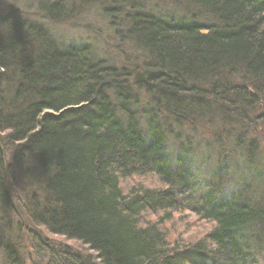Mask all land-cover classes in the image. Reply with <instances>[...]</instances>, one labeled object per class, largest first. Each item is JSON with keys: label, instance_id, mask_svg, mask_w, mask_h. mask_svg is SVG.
I'll list each match as a JSON object with an SVG mask.
<instances>
[{"label": "trees", "instance_id": "1", "mask_svg": "<svg viewBox=\"0 0 264 264\" xmlns=\"http://www.w3.org/2000/svg\"><path fill=\"white\" fill-rule=\"evenodd\" d=\"M74 2L114 15L115 40L133 44L135 56L99 65L90 48L60 47L46 23L20 8L59 23L74 21ZM179 2L185 13L171 22L129 0L0 4V131L24 155L28 176L41 178L29 220L91 251L52 247L47 264H264V0ZM136 87L159 100L151 119L162 111L147 137L131 110ZM167 118L176 126L170 145ZM192 146L205 152L201 164L215 160L207 178L189 169ZM232 155L246 156L242 176L260 166L248 183L226 189L221 178H234L237 167L229 173L218 160ZM3 164L0 157L5 208ZM184 210L213 227L194 239L166 225ZM2 232V264H19Z\"/></svg>", "mask_w": 264, "mask_h": 264}, {"label": "rangeland", "instance_id": "2", "mask_svg": "<svg viewBox=\"0 0 264 264\" xmlns=\"http://www.w3.org/2000/svg\"><path fill=\"white\" fill-rule=\"evenodd\" d=\"M5 1L9 2L10 0H0V4H3ZM21 2L25 0H20ZM118 1H124V0H118ZM131 5L134 4V0H129ZM144 5H150L151 9L146 8V10H152L149 12H152L154 14H157L156 12H161L159 6L162 7V5H166V3H169L168 1L163 4L162 0H141ZM180 0H175L173 3L175 7H171L170 9H177V11H180L178 15H181L182 13H185V4L180 3ZM76 4V3H75ZM75 4H71L72 7H74L76 10H80L76 17L73 20L68 21H61L59 23H53V22H45L41 16L34 17L36 14L33 11H27L25 12L24 4L20 6V8L23 10L24 15L32 18V19H38L40 22L46 23L47 28L52 30L51 34L58 39V42H60L66 46H78L81 45V47L90 48V50L97 54H107L110 55L108 58H117L119 59L118 63L120 64V61L124 59H131L129 55H133L134 52H136L135 48L133 47V44H129L127 41L119 42L118 40H115L114 38V28L112 27V23L110 25L111 18L114 19V15L111 16H105L100 11V3H97L95 6L92 5L90 7L87 6L88 11H85L82 9V6L78 4V6H75ZM185 5V6H184ZM1 6V5H0ZM129 7V4L126 5V8ZM85 9V7H83ZM121 9V7H120ZM193 10V8H190ZM2 10V9H1ZM123 12V10H121ZM170 11V10H168ZM166 11V14L169 13ZM196 11V9H195ZM121 12V13H122ZM30 13H34L35 15H31ZM102 13V14H101ZM119 11V14L121 16H124ZM164 15V13L162 14ZM160 15V16H162ZM177 15V16H178ZM121 16L119 18H121ZM159 16V17H160ZM175 16V18H177ZM73 19V18H72ZM122 20V19H121ZM120 20V22H121ZM121 24V23H120ZM45 26V27H46ZM116 29V28H115ZM139 49H137L138 57L142 55L141 52H138ZM139 61V60H138ZM142 70V69H141ZM142 109H145L142 107ZM141 110V109H140ZM256 125V124H255ZM254 125V126H255ZM187 130L183 129V131L180 133L181 143L184 142L183 139H185L186 136L189 135ZM259 131V130H258ZM187 132V133H186ZM253 128H252V131ZM199 139H203L202 131L198 130V133L195 134V136ZM253 136L255 134H252ZM172 150L173 151V145ZM185 142L183 147H185ZM189 151L192 152L188 158L191 159L196 165L195 167L201 168L202 171L201 174H204L206 178L213 174L215 170V160L213 159L212 166L209 164H201L199 165L205 157V152H203L202 149L195 150L194 146L188 148ZM18 151L14 149L13 144H9L8 138L4 131H0V157L2 162L4 163L3 168V180L5 182V188L7 196L9 197L11 201L10 203L6 204V207L3 208V205L0 203V231L3 230L4 232L7 231V241H9L8 245H15V249L13 251L17 256H19V264H47L50 255H52V251L54 250L52 247H70L74 252H79L80 254L87 256L91 253V251H88L86 246L81 245L80 243L69 240L64 238L63 236H58L55 234H52L48 231H46L41 225H32V223L29 220V213L34 211L33 207V189H35V194H41L39 191V188L41 186V178L38 173H35L32 175V177L28 176V169L30 165L28 163H25V158H22L24 155H20L17 153ZM233 156V155H232ZM228 157L226 160L220 159L218 162L222 166L228 165L230 168V172L238 171L234 175V178H231L227 175L223 176L221 178V184L222 188L228 189V185L234 186H241L243 181L239 179H245V184L248 183L249 179L256 174V171L258 170V166L255 165L251 171V176L248 175V171L246 167L243 168V175H240L239 173L242 171L240 170V163H245V158H243L242 161L240 159H235V157ZM256 159L259 162L262 160V157L257 156L255 154ZM232 165L234 167H237L233 171L231 170ZM237 177V178H235ZM247 179V180H246ZM146 183L151 184L154 182L153 179L146 178L143 179ZM238 180V181H237ZM127 183L130 181H126ZM230 183V184H229ZM231 189V188H230ZM171 229H177L178 232H184V236L186 238H200L204 236L206 233L210 231V229L213 227L214 223L210 220H203L200 217L187 212V210H184L182 212L174 213L172 214V220L168 221L166 224ZM2 232V234L4 233ZM39 236H45V241L42 242L39 240ZM2 239L0 238V264L3 263L4 259V251L2 248Z\"/></svg>", "mask_w": 264, "mask_h": 264}, {"label": "bare ground", "instance_id": "3", "mask_svg": "<svg viewBox=\"0 0 264 264\" xmlns=\"http://www.w3.org/2000/svg\"><path fill=\"white\" fill-rule=\"evenodd\" d=\"M156 1L157 0H155V2ZM167 1L169 3H166ZM174 1L175 0H162L163 4L166 3V5L165 6L162 5V7L159 6L161 12H156L157 14H155V15L160 16V15H162L164 13V15L160 16V17H162V19H164L165 21H168V22L174 21L175 20V16H177L179 14V12H180V11H177V9L175 10V8L174 9H170L171 7H175V5L173 3ZM74 3H76L75 6H78V4L81 5L80 2H78V3L77 2H74ZM134 4H136V5H139L140 4L139 5V8L141 9V11H145L146 12L147 11L146 8L151 9V7H150L149 4L148 5H144V3L141 0H134ZM81 6H82V9L83 10L88 11L87 6L90 7L91 5L90 4L89 5L87 4V6H86V4H84V5H81ZM83 7H85V9ZM127 9H126V11H127ZM168 10H170V11H168ZM100 11L102 12L101 8H100ZM148 11H152V10H148ZM166 11H168L169 13L166 14ZM79 12H81V9L78 11V13ZM54 39L56 40V42L58 43V45L60 47H66V45L63 44V42L61 44L60 42H58V39H56V38H54ZM90 55H91V58L95 61V63H97L99 65H107V66L113 67V68H115L117 66H120L117 60H112L110 62L111 58H108L110 55H107V54H103V55L102 54H97V53H94L92 51H91ZM128 80H129V84L133 82V80L131 78H129ZM133 95H134V97L136 99V103H137V104H135L134 108L131 109L132 111L133 110L134 111L136 110L135 111V113H136L135 125H136V127H140V130H139L140 131V134L142 136H144V137H147V134H146L147 124H149L151 126H158V123L159 124L161 123L159 117L161 116V112L162 111L159 114L158 121L151 119L150 118L151 115L148 114L149 111H152L151 113L154 114L155 115V118H156L157 111L154 108L155 107L157 108V102L159 100H158L157 96H152V95L148 94L147 91H146V89H144V88L139 89L138 87H136V89L133 92ZM153 105L155 106L154 108H153ZM142 107H144L145 109H142ZM167 121H168L167 122V126L168 127L164 124L163 128L164 129H169L170 131L167 132L164 135V142L167 145H170V143H171L170 142L171 141L170 134H171V132L173 133L175 131L176 126H174L173 123H171L170 119H168ZM203 145H204L203 142H200V146H203ZM192 152L193 151H190L189 153L191 154ZM183 156H184V154H183ZM191 162H192V165H191V167L189 169H190V171H191L192 174H194L195 176H197L198 174H200L202 172L200 170L201 168L195 167L196 165H194V163H193L192 160H191ZM199 165H201V163ZM220 182H222V181H220ZM33 192H34L33 195L35 197H39L40 194L39 195L38 194H35L37 192L35 189H33ZM32 225H35V224L32 223ZM263 237H264V234H263ZM39 240L42 241V242H44L45 241V236H39Z\"/></svg>", "mask_w": 264, "mask_h": 264}]
</instances>
